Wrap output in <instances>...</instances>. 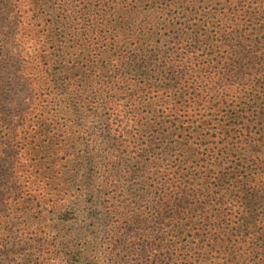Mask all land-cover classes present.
I'll return each mask as SVG.
<instances>
[{
  "label": "trees",
  "instance_id": "obj_1",
  "mask_svg": "<svg viewBox=\"0 0 264 264\" xmlns=\"http://www.w3.org/2000/svg\"><path fill=\"white\" fill-rule=\"evenodd\" d=\"M0 2V264H264V0Z\"/></svg>",
  "mask_w": 264,
  "mask_h": 264
},
{
  "label": "rangeland",
  "instance_id": "obj_2",
  "mask_svg": "<svg viewBox=\"0 0 264 264\" xmlns=\"http://www.w3.org/2000/svg\"><path fill=\"white\" fill-rule=\"evenodd\" d=\"M2 5L0 2V33H6L10 38L9 58L4 63L3 84H5V94L3 96L4 109L3 114L11 125V130L20 137L24 129V119L28 120L29 114L32 112L30 107L34 101V93H32L31 82L28 81L30 73L33 71L30 65L37 61H25L24 57V13L16 18L15 23H4L2 18ZM23 11V10H22ZM33 94V95H32ZM33 96V97H32ZM19 124L21 126H19ZM0 218L3 221V231L7 227V240H13L15 237L28 238V234L24 232V217L20 212H12L3 206H0ZM5 232H3L0 236ZM43 234H39V238ZM8 257V255H6Z\"/></svg>",
  "mask_w": 264,
  "mask_h": 264
}]
</instances>
